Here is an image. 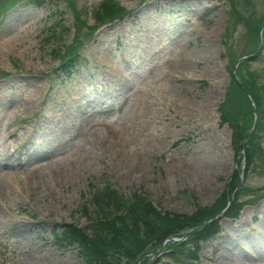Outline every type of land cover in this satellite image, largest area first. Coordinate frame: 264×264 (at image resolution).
Listing matches in <instances>:
<instances>
[{"label":"rangeland","instance_id":"374dc122","mask_svg":"<svg viewBox=\"0 0 264 264\" xmlns=\"http://www.w3.org/2000/svg\"><path fill=\"white\" fill-rule=\"evenodd\" d=\"M98 1L0 0V264H83L52 227H84L92 186L189 214L241 171L218 105L250 46L236 16L252 24L264 0H114L129 13L91 32ZM68 46L82 66L60 81ZM244 69L264 83V44ZM252 151L241 209L190 264H264V130Z\"/></svg>","mask_w":264,"mask_h":264},{"label":"trees","instance_id":"16d2710c","mask_svg":"<svg viewBox=\"0 0 264 264\" xmlns=\"http://www.w3.org/2000/svg\"><path fill=\"white\" fill-rule=\"evenodd\" d=\"M19 1V0H18ZM231 5L234 0H227ZM39 3V2H38ZM125 10L112 0H102L93 10L92 17L96 26L120 19ZM237 20L247 29L249 48L247 54L258 44L257 31L264 24V17H255L249 24L243 17ZM92 29L95 28L91 27ZM262 40L264 43V29ZM251 59L240 62L236 68V78H229L222 102L218 105L220 123H225L230 131V142L235 154L238 152L252 121V107L243 91L245 88L252 97L257 112L258 132L264 130V83H257L244 66ZM80 65L75 48L69 47L54 74L64 78ZM243 106L245 113L243 115ZM249 139L243 151L244 171L252 161L253 138ZM256 149V145H255ZM235 171V170H234ZM243 171V172H244ZM236 174L232 173L227 187L210 206H196L189 215L161 211L155 208L143 195L134 193L124 196L109 183L95 187L91 194V211L84 212L89 221L87 226L77 228L71 224H60L53 233L64 245L74 246L84 264H137V259L150 250H156L167 237H181L185 232L211 218L224 207L230 192L236 186ZM237 195L224 212L225 216L236 215L240 206ZM218 232L217 219H212L191 232L183 241H166V256L171 262L156 257L151 264H188L196 259L199 243L208 240ZM144 258L140 264H144Z\"/></svg>","mask_w":264,"mask_h":264},{"label":"bare ground","instance_id":"6f19581e","mask_svg":"<svg viewBox=\"0 0 264 264\" xmlns=\"http://www.w3.org/2000/svg\"><path fill=\"white\" fill-rule=\"evenodd\" d=\"M8 179V174H0V186H2L3 183H6V180ZM19 231V228L17 229V232ZM254 247L258 248L259 244H253ZM243 252V251H242ZM262 252V251H261ZM263 256V255H262ZM262 257L259 259L261 260ZM250 259V258H249ZM254 260V259H253ZM245 261V260H244ZM246 262V261H245ZM248 262V260H247ZM252 262V261H251ZM254 262V261H253ZM258 263V262H257ZM255 264V263H254ZM260 264V263H259Z\"/></svg>","mask_w":264,"mask_h":264},{"label":"water","instance_id":"95a60500","mask_svg":"<svg viewBox=\"0 0 264 264\" xmlns=\"http://www.w3.org/2000/svg\"><path fill=\"white\" fill-rule=\"evenodd\" d=\"M254 128V124L252 125V129ZM232 196H233V193L231 194V196H230V199H229V201H228V203H230V201H231V199H232Z\"/></svg>","mask_w":264,"mask_h":264}]
</instances>
